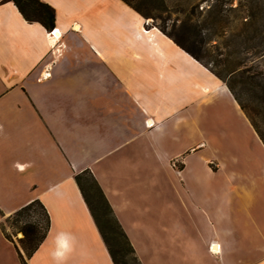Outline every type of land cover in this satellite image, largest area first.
Wrapping results in <instances>:
<instances>
[{
    "label": "crops",
    "instance_id": "1",
    "mask_svg": "<svg viewBox=\"0 0 264 264\" xmlns=\"http://www.w3.org/2000/svg\"><path fill=\"white\" fill-rule=\"evenodd\" d=\"M40 1L52 30L0 0V264L109 262L85 172L141 264H264V144L227 85L242 71L123 0ZM36 200L51 226L27 258L3 226Z\"/></svg>",
    "mask_w": 264,
    "mask_h": 264
},
{
    "label": "rangeland",
    "instance_id": "2",
    "mask_svg": "<svg viewBox=\"0 0 264 264\" xmlns=\"http://www.w3.org/2000/svg\"><path fill=\"white\" fill-rule=\"evenodd\" d=\"M131 2L135 6H141L145 10H150L153 17H144L145 20L161 31L162 29H166L167 33L179 34V23L191 17V22L198 23L203 29L202 37L205 41H208V38H210L212 34L210 31L212 26L208 14L209 9L212 6L222 8L225 11V17L222 22L218 23V26L221 28L223 26L227 29V42L223 49L226 53L225 60L228 59V63H230V69L241 70L242 72H240V74L244 77L259 71L264 72V0H164L163 3L159 0H131ZM175 23H177V27H174ZM218 42L222 48L224 40L220 38ZM215 44L216 42L204 44L203 53L207 56L209 53L213 54L215 52V47H213ZM223 65L218 68V70L221 69ZM238 89L242 88L238 87ZM243 100L246 106V110L243 111L251 124L252 119L261 120V118H258V114H256L254 104L249 101L246 94L243 96ZM83 188L95 215H97L100 220V224L111 246L116 251H123L124 243L118 235L114 236V233H116L113 224L114 221L105 209L99 192L90 176L84 177ZM35 211L36 214H31L30 217L22 219L19 224L14 225V221L9 223L7 220L5 221V229L12 239L18 241L21 246V239L24 237L21 228L24 226V223L37 222L39 217H43L42 211L39 208H35ZM101 239L104 245L102 235ZM93 240L96 243L95 235L93 236ZM104 249L103 264H112L110 256L109 262L107 261V263H105V253L107 250L105 247ZM93 252L95 260L103 258L101 250L96 245L94 246ZM128 259L131 261L132 256L129 255Z\"/></svg>",
    "mask_w": 264,
    "mask_h": 264
},
{
    "label": "trees",
    "instance_id": "3",
    "mask_svg": "<svg viewBox=\"0 0 264 264\" xmlns=\"http://www.w3.org/2000/svg\"><path fill=\"white\" fill-rule=\"evenodd\" d=\"M16 6L19 8L21 13L24 17L31 21V22H39L46 29L52 30L55 27L56 23V12L53 7L50 5L41 2L40 0H12ZM129 6L134 8L137 12H139L143 17L150 18L153 17V14L148 9H143L141 6H135L132 4L131 0H123ZM162 3L164 0H159ZM181 12V11H178ZM195 13V11H194ZM209 19H211V28L210 31L212 32L211 37L208 38V41H205L202 37L203 29L198 23H192L191 17L185 20H182L178 28L179 34L175 35L173 33H167L166 29H162V32L166 34L168 37L174 40V42L179 45L182 49H184L187 53L193 56L196 60L204 64L207 68H209L212 72H216L218 68H220L225 61L226 53L223 48H225L226 44V33L227 29L223 26L222 28L218 26V23L222 22L225 17V11L218 7L212 6L209 11ZM178 21V20H177ZM174 27H177V23H175ZM222 38L224 40L222 48L220 47V43L218 42L219 39ZM216 44L213 46L215 47V52L209 53L208 56L203 53V45L207 43ZM227 85L234 95L235 99L240 104L243 110H246V106L244 104L243 96L246 94L249 98V101L254 104L256 114H258V118L261 120H254L252 119V125L254 130L256 131L257 135L261 139L262 143L264 144V72L259 71L250 76L244 77L242 74H238L231 79L228 80ZM241 87L242 89H238ZM85 176H90L93 180V183L99 192L101 201L105 206V209L110 214L112 220L114 221L115 231L114 236H119L124 245L123 251H116L111 246L109 239L105 231L103 230L100 220L95 215L93 208L85 195L84 188H83V179ZM77 182L81 187V190L85 196L87 204L93 213L95 222L101 232V235L107 245L108 251L110 256L113 260L114 264H141L139 261L136 252L131 245L129 238L127 237L126 233L124 232L123 228L121 227L120 223L117 221L116 217L113 214L112 208L110 207L108 201L106 200L101 188L99 187L97 181L94 179L93 175L90 172H85L81 175L77 176ZM35 208H39L42 211V216L39 217L37 222L32 223H24V226L21 228V231L24 237L21 239L22 247L25 250L27 258H30L41 246V244L46 239L48 232L51 226V219L47 209L44 205L39 201L36 200L18 211L14 214L9 216L6 220L7 222L14 221V225L19 224L22 219L26 217H30L31 214H36ZM4 214L0 210V218L3 217ZM3 231L5 232L8 239L12 240V237L9 235L5 227L3 226ZM131 255V261L128 259V256ZM22 264H28L26 259L21 256Z\"/></svg>",
    "mask_w": 264,
    "mask_h": 264
},
{
    "label": "built area",
    "instance_id": "4",
    "mask_svg": "<svg viewBox=\"0 0 264 264\" xmlns=\"http://www.w3.org/2000/svg\"><path fill=\"white\" fill-rule=\"evenodd\" d=\"M52 34H53L54 37H57V31H56V30H54V31L52 32Z\"/></svg>",
    "mask_w": 264,
    "mask_h": 264
},
{
    "label": "bare ground",
    "instance_id": "5",
    "mask_svg": "<svg viewBox=\"0 0 264 264\" xmlns=\"http://www.w3.org/2000/svg\"><path fill=\"white\" fill-rule=\"evenodd\" d=\"M57 35L59 36L60 34H57ZM149 123L151 124V121ZM21 236H23V235H21Z\"/></svg>",
    "mask_w": 264,
    "mask_h": 264
}]
</instances>
